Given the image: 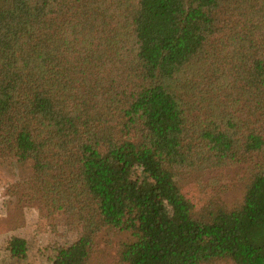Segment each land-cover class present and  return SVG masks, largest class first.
<instances>
[{"label":"trees","instance_id":"obj_1","mask_svg":"<svg viewBox=\"0 0 264 264\" xmlns=\"http://www.w3.org/2000/svg\"><path fill=\"white\" fill-rule=\"evenodd\" d=\"M11 157L54 264H264V0H0Z\"/></svg>","mask_w":264,"mask_h":264},{"label":"rangeland","instance_id":"obj_2","mask_svg":"<svg viewBox=\"0 0 264 264\" xmlns=\"http://www.w3.org/2000/svg\"><path fill=\"white\" fill-rule=\"evenodd\" d=\"M31 173L29 163H19L13 157L0 159V264H54L58 247L71 244L76 238L73 232H67L61 226L53 229L36 207H29L26 203L20 205L17 197L9 195L12 186L27 179ZM231 178L233 179V176ZM233 182H236L237 190L238 182ZM236 190L234 195H240V190ZM105 237L108 242H103L102 238L101 255L105 263L114 264L119 245L126 236L118 233ZM10 238H22L27 241L28 251L24 259L10 257L6 250V243Z\"/></svg>","mask_w":264,"mask_h":264}]
</instances>
